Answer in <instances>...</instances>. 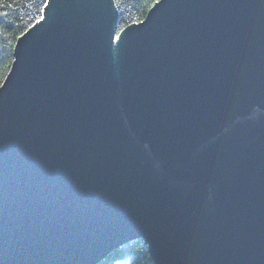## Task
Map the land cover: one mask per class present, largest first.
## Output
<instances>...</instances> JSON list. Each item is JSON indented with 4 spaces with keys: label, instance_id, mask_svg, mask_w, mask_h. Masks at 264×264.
<instances>
[{
    "label": "water",
    "instance_id": "obj_1",
    "mask_svg": "<svg viewBox=\"0 0 264 264\" xmlns=\"http://www.w3.org/2000/svg\"><path fill=\"white\" fill-rule=\"evenodd\" d=\"M264 264V0H49L0 84V264Z\"/></svg>",
    "mask_w": 264,
    "mask_h": 264
},
{
    "label": "trees",
    "instance_id": "obj_2",
    "mask_svg": "<svg viewBox=\"0 0 264 264\" xmlns=\"http://www.w3.org/2000/svg\"><path fill=\"white\" fill-rule=\"evenodd\" d=\"M49 0H0V84L7 74L16 39L45 15ZM157 0H114L117 31L141 21ZM95 264H154L140 239L123 243Z\"/></svg>",
    "mask_w": 264,
    "mask_h": 264
}]
</instances>
